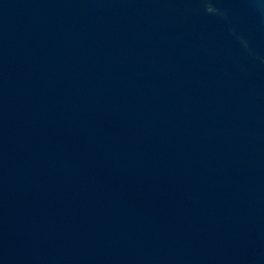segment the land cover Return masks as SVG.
Listing matches in <instances>:
<instances>
[{"label":"water","instance_id":"water-1","mask_svg":"<svg viewBox=\"0 0 264 264\" xmlns=\"http://www.w3.org/2000/svg\"><path fill=\"white\" fill-rule=\"evenodd\" d=\"M0 264H264V0H0Z\"/></svg>","mask_w":264,"mask_h":264}]
</instances>
